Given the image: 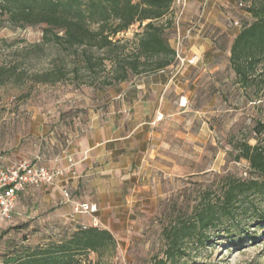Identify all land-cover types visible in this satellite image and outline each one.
I'll return each mask as SVG.
<instances>
[{"label":"rangeland","instance_id":"374dc122","mask_svg":"<svg viewBox=\"0 0 264 264\" xmlns=\"http://www.w3.org/2000/svg\"><path fill=\"white\" fill-rule=\"evenodd\" d=\"M234 1L231 12L242 31L254 22L248 12L254 0ZM45 28L0 10L1 164L5 159L16 163L22 149L26 155L21 160L31 161L25 148L33 140L63 143L92 112L106 111L107 103L139 78L117 82L122 69L112 68L107 50L44 44ZM139 33L136 24L116 36L114 50L132 52ZM251 75L249 85L239 82L225 43L212 59L176 77L154 126V152L141 169L140 201L126 205L120 214L89 217L92 226L111 231L116 253H89L80 257V264H156L166 258L164 230L189 219L207 191L212 199L218 197L224 177L262 180L248 161L236 158V147L243 141L254 145L258 124L264 126V60ZM73 232L67 220L14 212L11 220L0 222V264L9 249H33ZM210 235L204 246L185 245L176 264H264V198L251 197L237 220Z\"/></svg>","mask_w":264,"mask_h":264},{"label":"trees","instance_id":"16d2710c","mask_svg":"<svg viewBox=\"0 0 264 264\" xmlns=\"http://www.w3.org/2000/svg\"><path fill=\"white\" fill-rule=\"evenodd\" d=\"M173 0H0V10L14 19L45 24L44 44L66 45L68 49L98 47L109 51L111 66L122 69L115 79L127 82L166 71L175 64V49L170 45ZM254 17L236 37L231 48V64L243 86L252 81V71L264 60V0H254L248 9ZM136 24L141 33L132 52L114 50V38ZM96 26V27H94ZM264 126L256 129V143L243 141L236 147L237 160H246L260 179L239 180L224 177L220 195L210 191L191 212L189 219L164 230L166 258L156 264H176L184 247L204 246L211 231L235 221L239 210L251 197L264 198ZM227 226V230L231 229ZM113 234L99 227H80L67 238L36 248L9 249L2 264H80V257L96 253L99 257L116 253Z\"/></svg>","mask_w":264,"mask_h":264},{"label":"crops","instance_id":"0c3cea01","mask_svg":"<svg viewBox=\"0 0 264 264\" xmlns=\"http://www.w3.org/2000/svg\"><path fill=\"white\" fill-rule=\"evenodd\" d=\"M235 6L234 0H188L182 32L191 27L193 32L184 40L183 54L198 55L199 65L212 59L225 43L230 52L242 27L231 12ZM170 45L176 47L175 35ZM187 68L177 74L168 69L139 77L107 103L106 111L92 112L84 124H78L63 143L41 138V143L33 140L28 144L25 150L33 163L66 167L71 160L75 176L56 186L19 193L14 212L32 219L67 220L76 231L86 224L92 226L89 217L97 220L110 212L120 214L126 205L139 202L140 173L154 152V126L167 102L165 94ZM21 151L14 157L16 163L26 155ZM8 160L3 164L11 165ZM64 190L71 194L70 202L64 198ZM80 203L95 206L97 211L76 213L75 205Z\"/></svg>","mask_w":264,"mask_h":264},{"label":"built area","instance_id":"2783aa9c","mask_svg":"<svg viewBox=\"0 0 264 264\" xmlns=\"http://www.w3.org/2000/svg\"><path fill=\"white\" fill-rule=\"evenodd\" d=\"M187 8L188 0H173L170 17L173 20V35L176 38L174 48L176 56L175 64L169 69H173L176 74L181 73L187 67L196 66L200 61L198 55L186 57L182 52L184 40L193 32V27L188 28L185 34L182 32V26L187 17ZM68 176H75L74 163L71 160L66 167L53 168L28 160H20L6 166L0 163V222L12 219L19 193L30 188L59 185ZM63 196L66 201H71V194L67 190L63 191ZM96 211L95 206L87 203L75 205V212L79 214H93Z\"/></svg>","mask_w":264,"mask_h":264}]
</instances>
